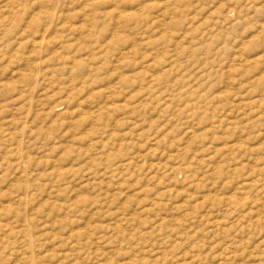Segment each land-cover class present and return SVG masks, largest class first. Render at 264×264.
I'll use <instances>...</instances> for the list:
<instances>
[{"label":"rangeland","instance_id":"rangeland-1","mask_svg":"<svg viewBox=\"0 0 264 264\" xmlns=\"http://www.w3.org/2000/svg\"><path fill=\"white\" fill-rule=\"evenodd\" d=\"M0 264H264V0H0Z\"/></svg>","mask_w":264,"mask_h":264}]
</instances>
